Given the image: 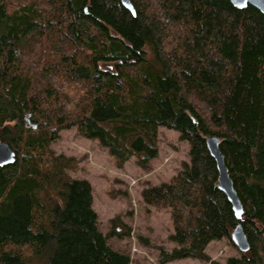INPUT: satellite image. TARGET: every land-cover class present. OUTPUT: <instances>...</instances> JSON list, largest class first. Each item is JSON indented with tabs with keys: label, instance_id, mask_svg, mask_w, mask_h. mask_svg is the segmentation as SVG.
<instances>
[{
	"label": "trees",
	"instance_id": "1",
	"mask_svg": "<svg viewBox=\"0 0 264 264\" xmlns=\"http://www.w3.org/2000/svg\"><path fill=\"white\" fill-rule=\"evenodd\" d=\"M0 0V264H130L109 247L75 159L50 148L63 130L106 149L116 169L145 173L158 129L179 134L189 164L147 185L143 203L167 210L160 262L208 260L236 225L217 189L205 137L220 151L244 216L249 251L225 264H264V18L227 0ZM32 125H36L33 129Z\"/></svg>",
	"mask_w": 264,
	"mask_h": 264
},
{
	"label": "rangeland",
	"instance_id": "2",
	"mask_svg": "<svg viewBox=\"0 0 264 264\" xmlns=\"http://www.w3.org/2000/svg\"><path fill=\"white\" fill-rule=\"evenodd\" d=\"M50 148L56 155L72 157L76 169L68 171L72 179L87 180L92 188V208L98 219V230L113 235L107 242L115 251L126 253L130 264H225L240 252L230 238L211 242L205 254L208 260L183 259L160 262L161 249L170 252L176 245L168 237L173 233L167 210L145 205L141 191L145 186L168 182L182 164H189V147L179 134L165 127L158 129V157L151 162L152 171L145 173L131 158L122 169L114 167L108 151L97 141L79 136L75 128L63 130Z\"/></svg>",
	"mask_w": 264,
	"mask_h": 264
},
{
	"label": "water",
	"instance_id": "3",
	"mask_svg": "<svg viewBox=\"0 0 264 264\" xmlns=\"http://www.w3.org/2000/svg\"><path fill=\"white\" fill-rule=\"evenodd\" d=\"M119 3L132 15H134L133 7L129 0H118ZM232 6L237 9H243L247 6L255 8L264 18V0H227ZM35 129L36 125H32ZM205 146L214 160L217 171V189L225 196L229 203L233 216L236 220V225L230 234V240L240 253L249 251V243L243 231L240 221L243 219L244 210L237 192L234 189L233 182L229 177L227 167L224 162L223 155L220 151V141L214 135L205 137ZM15 153L8 147L7 144L0 141V167L14 163Z\"/></svg>",
	"mask_w": 264,
	"mask_h": 264
}]
</instances>
